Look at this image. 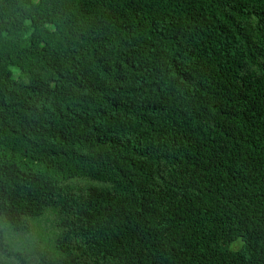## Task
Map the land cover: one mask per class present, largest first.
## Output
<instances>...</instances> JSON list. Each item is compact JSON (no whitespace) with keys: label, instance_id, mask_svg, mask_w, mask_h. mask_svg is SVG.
I'll use <instances>...</instances> for the list:
<instances>
[{"label":"trees","instance_id":"obj_1","mask_svg":"<svg viewBox=\"0 0 264 264\" xmlns=\"http://www.w3.org/2000/svg\"><path fill=\"white\" fill-rule=\"evenodd\" d=\"M0 264H264V0H0Z\"/></svg>","mask_w":264,"mask_h":264}]
</instances>
